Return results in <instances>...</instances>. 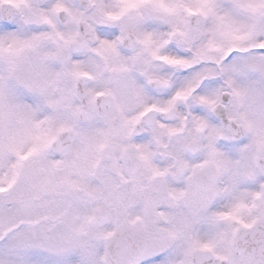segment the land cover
Returning a JSON list of instances; mask_svg holds the SVG:
<instances>
[{"label":"snow or ice","instance_id":"snow-or-ice-1","mask_svg":"<svg viewBox=\"0 0 264 264\" xmlns=\"http://www.w3.org/2000/svg\"><path fill=\"white\" fill-rule=\"evenodd\" d=\"M0 264H264V0H0Z\"/></svg>","mask_w":264,"mask_h":264}]
</instances>
